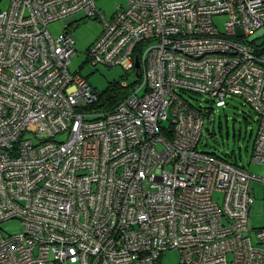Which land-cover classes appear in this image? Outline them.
I'll return each instance as SVG.
<instances>
[{
	"label": "built area",
	"instance_id": "obj_1",
	"mask_svg": "<svg viewBox=\"0 0 264 264\" xmlns=\"http://www.w3.org/2000/svg\"><path fill=\"white\" fill-rule=\"evenodd\" d=\"M77 12L95 14L94 0L0 4V264H160L172 248L180 264H264V220L248 224L264 171L200 150L206 107L192 101L248 103L264 166V0L118 6L87 54L135 82L96 117L74 110L96 99L67 71L74 38L46 28ZM170 127L172 139L158 131ZM13 218L22 230L4 233Z\"/></svg>",
	"mask_w": 264,
	"mask_h": 264
},
{
	"label": "rangeland",
	"instance_id": "obj_2",
	"mask_svg": "<svg viewBox=\"0 0 264 264\" xmlns=\"http://www.w3.org/2000/svg\"><path fill=\"white\" fill-rule=\"evenodd\" d=\"M127 0H96L97 8L110 17L118 6H125ZM7 6V0L1 2V7ZM84 16L83 12L75 14L76 19ZM227 20L226 14H217L213 16V22L220 31H224V21ZM68 21L71 19L61 18L48 24V29L53 36H57L64 30ZM68 22V23H67ZM69 28L73 36L76 54L71 57L69 70L78 72L84 77L93 91H101L111 81L131 82L135 79L134 73H129L118 65L105 67L101 65L93 66L87 60V48L101 34L103 22L98 18H84L78 23L72 22ZM192 99L194 104L202 102L204 106L210 107L206 102V96L199 94ZM247 115V119L244 118ZM256 113L248 103L238 96L227 99L225 107H215V111L206 115L203 123V132L199 149L212 152L219 156L223 152L235 150L239 154V164L244 166L249 172L256 175H262L264 166L252 160L253 141L257 131ZM60 136V135H59ZM62 136V135H61ZM231 163H233L231 161ZM235 164V163H234ZM237 164V165H239ZM253 202L249 210V227L258 228L263 225L264 220V198L263 187L258 181H252ZM215 197L221 202V195L215 194ZM21 221L18 219H9L2 222L4 233H16L22 230ZM229 257V255H228ZM69 264V263H65ZM160 264H180L179 251L176 248L164 250L160 256Z\"/></svg>",
	"mask_w": 264,
	"mask_h": 264
},
{
	"label": "trees",
	"instance_id": "obj_3",
	"mask_svg": "<svg viewBox=\"0 0 264 264\" xmlns=\"http://www.w3.org/2000/svg\"><path fill=\"white\" fill-rule=\"evenodd\" d=\"M81 20H83V18L76 21V23H78ZM74 44H75V41H74ZM97 65H101V64L97 63V64H94L93 66H97ZM101 66H104V65H101ZM105 67H108V66H105ZM133 82H135V79L131 82H125L123 80L122 81L114 80V81L109 82L104 89H102L99 92L97 91L96 99H94L91 103H88L86 105L84 104L82 109L87 110V111H92L99 115L106 113L108 111H111L116 106V104H118L120 101H122L126 97V95L129 93L130 89L133 86ZM209 112L210 110L209 111L205 110L204 115L205 116L208 115ZM244 118L247 119V115H244ZM239 154H237L235 150H231L230 152H226V151L223 152V155L221 157H223L229 162L232 161L235 164H239V156H240ZM239 165H242V164H239Z\"/></svg>",
	"mask_w": 264,
	"mask_h": 264
},
{
	"label": "bare ground",
	"instance_id": "obj_4",
	"mask_svg": "<svg viewBox=\"0 0 264 264\" xmlns=\"http://www.w3.org/2000/svg\"><path fill=\"white\" fill-rule=\"evenodd\" d=\"M95 2H96V0H94V4H95ZM0 4H1V2H0ZM95 7H96V13H95V14L90 15V16H85V15H84L83 17H84V18L89 17V18H93V19L98 18V19L101 20V21H102V18H103V19L106 20V21H110V20L112 19L113 14L115 13V12H114L110 17H107L103 11H101L99 8H97L96 4H95ZM77 13H78V12H77ZM75 14H76V13H75ZM75 14L65 15L64 17H62V18L71 19L72 21H70L68 24H66L64 30H62V32L59 33L57 36H53V35L50 33L49 29H48V24H49L50 22L54 21V20L49 21V22L46 24V28H47V30H48V32H49V35H50L51 37H53V38H56V37H58L60 34H68V35H70V36L73 38V36L70 34L69 28L72 26V24H71L72 22H76V21L79 20V19H76V18H75ZM83 17H82V18H83ZM59 19H61V18H59ZM80 19H81V18H80ZM55 20H57V19H55ZM91 44H92V43H91ZM68 47H69V46H68ZM73 47H74V44H73ZM93 56H94L93 54H89V55L87 54V60L90 61L92 65H94L95 63H97L96 60L91 59V57H93ZM70 60H71V59H69V62H68V64H67V71L69 72V74L74 75V76H78L81 80H83V81L85 82L86 86L88 87V89H87V88L85 89V92L89 90L90 92L94 93V94L96 95V97H97V94H96L97 92H95V91H93V90L91 89V86L89 85V83L87 82V80H86L84 77H82L78 72H71V71L69 70ZM75 79H77V78H75ZM88 103H89V102H86V101H79V103H78L77 105H75V107H74L71 103H67V105H72V106L74 107V110L82 111L83 114L89 116L90 111H87V110H83V109H82V107L84 106V104L86 105V104H88ZM90 103H91V102H90ZM205 107H206V110H207V111L210 110V112H209V114H210L211 112H214V111H215V107H216V106H215L213 103H210V107H208V106H205ZM147 112H148V118H149V119H152L153 116H154L155 118H157L158 122L161 121V119H159V116L161 115V109H160V108H158V109L148 108V109H147ZM95 114H96V113H94V112L91 111V115L94 116ZM167 115H168V114L166 113V118H167ZM155 118H154L153 121L156 122V119H155ZM169 121H170V120H169ZM170 122H171V121H170ZM154 131L157 132V128H155ZM158 131H159V133H161V134H162L164 137H166L167 139H172V135H169L171 132L174 131V129H173L172 127H170L168 130H164V129H162V128H159Z\"/></svg>",
	"mask_w": 264,
	"mask_h": 264
},
{
	"label": "crops",
	"instance_id": "obj_5",
	"mask_svg": "<svg viewBox=\"0 0 264 264\" xmlns=\"http://www.w3.org/2000/svg\"><path fill=\"white\" fill-rule=\"evenodd\" d=\"M68 22H70V21H68ZM68 22H67V23H68Z\"/></svg>",
	"mask_w": 264,
	"mask_h": 264
},
{
	"label": "water",
	"instance_id": "obj_6",
	"mask_svg": "<svg viewBox=\"0 0 264 264\" xmlns=\"http://www.w3.org/2000/svg\"><path fill=\"white\" fill-rule=\"evenodd\" d=\"M136 65H137V63H136Z\"/></svg>",
	"mask_w": 264,
	"mask_h": 264
}]
</instances>
